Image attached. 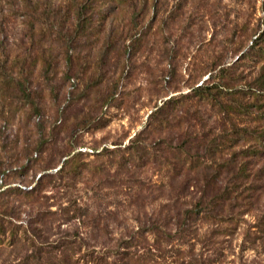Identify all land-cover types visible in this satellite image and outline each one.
<instances>
[{
    "label": "rangeland",
    "instance_id": "1",
    "mask_svg": "<svg viewBox=\"0 0 264 264\" xmlns=\"http://www.w3.org/2000/svg\"><path fill=\"white\" fill-rule=\"evenodd\" d=\"M0 264H264V0H0Z\"/></svg>",
    "mask_w": 264,
    "mask_h": 264
},
{
    "label": "trees",
    "instance_id": "2",
    "mask_svg": "<svg viewBox=\"0 0 264 264\" xmlns=\"http://www.w3.org/2000/svg\"><path fill=\"white\" fill-rule=\"evenodd\" d=\"M213 85H216V84L214 83ZM213 85H212L211 87H208V86H207V87H205L204 89H199V88H198V89H199V90H211L212 88H215V87H213Z\"/></svg>",
    "mask_w": 264,
    "mask_h": 264
},
{
    "label": "built area",
    "instance_id": "3",
    "mask_svg": "<svg viewBox=\"0 0 264 264\" xmlns=\"http://www.w3.org/2000/svg\"><path fill=\"white\" fill-rule=\"evenodd\" d=\"M72 83H73V81H72Z\"/></svg>",
    "mask_w": 264,
    "mask_h": 264
}]
</instances>
